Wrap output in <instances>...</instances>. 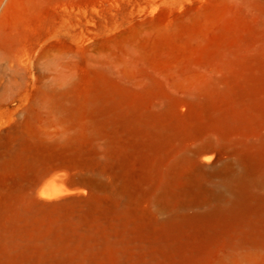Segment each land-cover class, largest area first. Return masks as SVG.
Wrapping results in <instances>:
<instances>
[{
  "label": "rangeland",
  "instance_id": "obj_1",
  "mask_svg": "<svg viewBox=\"0 0 264 264\" xmlns=\"http://www.w3.org/2000/svg\"><path fill=\"white\" fill-rule=\"evenodd\" d=\"M0 264H264V0H0Z\"/></svg>",
  "mask_w": 264,
  "mask_h": 264
},
{
  "label": "bare ground",
  "instance_id": "obj_2",
  "mask_svg": "<svg viewBox=\"0 0 264 264\" xmlns=\"http://www.w3.org/2000/svg\"><path fill=\"white\" fill-rule=\"evenodd\" d=\"M39 196L44 198V199H56L57 195H53V194H49L47 193L44 189L40 190L39 189V192H38Z\"/></svg>",
  "mask_w": 264,
  "mask_h": 264
}]
</instances>
